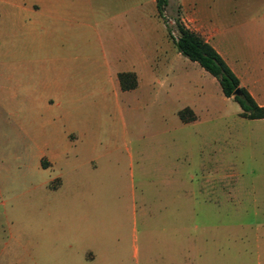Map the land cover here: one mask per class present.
I'll list each match as a JSON object with an SVG mask.
<instances>
[{"label": "crops", "instance_id": "1", "mask_svg": "<svg viewBox=\"0 0 264 264\" xmlns=\"http://www.w3.org/2000/svg\"><path fill=\"white\" fill-rule=\"evenodd\" d=\"M19 1L20 17L11 12L6 22L0 16V68L17 84L12 98H18L20 87L26 91V105L9 113L26 128L41 167L51 170L31 185L45 192L41 203L33 204L36 217L28 221L26 252L18 256L0 249V257L9 256L8 264H221L219 229L217 236L199 239L218 243L213 252L200 255L195 234L191 246L187 241V248L168 246L170 251L163 252L158 230L162 190H187L194 215L199 194L201 210L208 204L205 196L225 195L224 190H195V178L204 185L221 173L191 172L186 182L158 158L162 140H148L154 131L124 122L133 111L126 100L140 84L137 67L148 50H156L158 23L166 27L156 0ZM180 2L184 24L220 53L240 84L264 105V0ZM122 71L135 72L134 87H121ZM186 106L196 118L195 109ZM116 114L123 123L100 125V116L114 122ZM147 147L155 149L153 163L146 161ZM114 190H121L119 213L112 206Z\"/></svg>", "mask_w": 264, "mask_h": 264}, {"label": "rangeland", "instance_id": "2", "mask_svg": "<svg viewBox=\"0 0 264 264\" xmlns=\"http://www.w3.org/2000/svg\"><path fill=\"white\" fill-rule=\"evenodd\" d=\"M19 4V0L0 3V16L6 22L11 12L20 17ZM150 7L148 3L147 9ZM164 15L161 18L167 26L158 23L156 50H148L145 63L137 67L140 84L135 95L126 100L133 111L124 122L154 131L148 140H162L158 158L164 167L182 174L186 182L185 176L191 172L197 176L221 173V178H211L204 185L195 178V190H224L225 195L205 196L208 204L201 210L203 197L199 194L193 215L187 190H162L158 195L161 249L187 248L195 234L196 246L199 243L201 249L196 247V253H211L218 243L211 238L206 243L199 239L204 234L217 236L219 229L221 264H264V120L241 117L238 102L223 95L217 79L198 62L177 52L171 35L177 34L176 18L184 23L180 0H169ZM20 42L18 38L15 43ZM0 71V201H5L0 204V249L21 256L26 252L28 221L36 217L33 204L41 203L38 201L45 192L31 185L47 177L51 169L41 167L26 128L18 126L9 113L26 105L22 98L26 91L20 87L18 98H12L17 84L7 77V70ZM186 105L195 109L196 118L183 122L178 110ZM114 118L112 122V117L100 116V125L123 123L120 115ZM155 157V149L147 147V163L155 162ZM121 204V190H114L115 212H122ZM8 257L2 254L0 264H8Z\"/></svg>", "mask_w": 264, "mask_h": 264}, {"label": "trees", "instance_id": "3", "mask_svg": "<svg viewBox=\"0 0 264 264\" xmlns=\"http://www.w3.org/2000/svg\"><path fill=\"white\" fill-rule=\"evenodd\" d=\"M169 0H156V8L160 17L164 19V9ZM177 34L172 36L178 51L196 61L206 71L212 74L218 81L225 96L233 98L240 106L239 114L246 118L264 117V105H259L249 91L240 84L239 78L226 63L220 53L197 31L187 27L179 18L175 20ZM167 26V25H166ZM120 85L123 89L132 88L137 83V77L133 71H122L118 73ZM238 89L239 93L234 94ZM182 120H192L195 114L188 106L178 111Z\"/></svg>", "mask_w": 264, "mask_h": 264}, {"label": "water", "instance_id": "4", "mask_svg": "<svg viewBox=\"0 0 264 264\" xmlns=\"http://www.w3.org/2000/svg\"><path fill=\"white\" fill-rule=\"evenodd\" d=\"M238 93H239V90L236 89V90L234 91V94H238Z\"/></svg>", "mask_w": 264, "mask_h": 264}]
</instances>
